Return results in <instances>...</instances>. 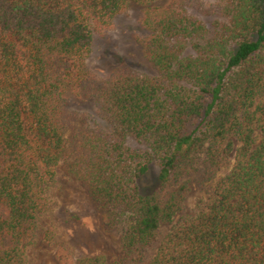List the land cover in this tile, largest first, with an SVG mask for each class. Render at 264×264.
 Masks as SVG:
<instances>
[{"label":"trees","instance_id":"1","mask_svg":"<svg viewBox=\"0 0 264 264\" xmlns=\"http://www.w3.org/2000/svg\"><path fill=\"white\" fill-rule=\"evenodd\" d=\"M157 1L0 0V264H29L60 165L119 235L112 264H264V0ZM130 2L147 7L155 75L86 73ZM67 89L111 132L71 111ZM153 164L165 198L142 188ZM190 180L206 198L174 224Z\"/></svg>","mask_w":264,"mask_h":264},{"label":"rangeland","instance_id":"2","mask_svg":"<svg viewBox=\"0 0 264 264\" xmlns=\"http://www.w3.org/2000/svg\"><path fill=\"white\" fill-rule=\"evenodd\" d=\"M171 1L159 0L150 7L165 8ZM205 3L209 5L211 0ZM146 10V6L130 2L128 8L114 19L112 29L94 37L84 69L86 73L106 78L117 68L126 67L138 73L155 75L141 43L147 35L141 26ZM209 21L213 23L214 18ZM64 97L71 111L87 116L92 126L111 132V127L99 116L92 102L77 98L70 89L65 91ZM126 145L132 149L142 148L133 138H128ZM228 161L222 175L230 172L234 152L228 156ZM157 178L158 167L153 164L142 179V188L146 193L154 191L165 198L168 193L160 190ZM205 198L206 194L190 180L174 224L182 218L196 215ZM171 228L163 226L162 235ZM119 239L118 234L107 229L104 215L82 183L67 174L62 165L58 166L55 183L47 192L46 208L39 214L37 229L25 244L28 263L79 264L88 258H102L107 264L116 263L120 254Z\"/></svg>","mask_w":264,"mask_h":264}]
</instances>
